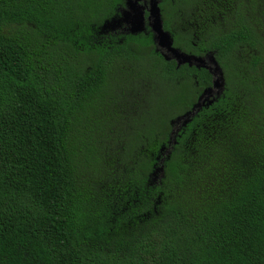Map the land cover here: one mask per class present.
Listing matches in <instances>:
<instances>
[{"label": "trees", "instance_id": "16d2710c", "mask_svg": "<svg viewBox=\"0 0 264 264\" xmlns=\"http://www.w3.org/2000/svg\"><path fill=\"white\" fill-rule=\"evenodd\" d=\"M183 1L216 74L106 28L126 0H0V264H264V0Z\"/></svg>", "mask_w": 264, "mask_h": 264}, {"label": "water", "instance_id": "95a60500", "mask_svg": "<svg viewBox=\"0 0 264 264\" xmlns=\"http://www.w3.org/2000/svg\"><path fill=\"white\" fill-rule=\"evenodd\" d=\"M136 0H127L126 2V11L122 14L121 19L119 20H112V22L108 23L105 27L106 28H113L114 26H119L121 23H128L130 27H128V30L130 33H138L144 31V14L143 11H141L138 7H136ZM137 12V15H136ZM147 12H148V19L150 20L149 27L153 33V39L156 42V45L165 51V58L166 59H174L177 63V65L181 64H188L191 65L192 63H195L197 67L205 68L207 66V62H210L211 66H208L212 70L213 74H216L219 72V68L212 56L207 57L206 59L195 57L192 55L185 54L183 52L178 51V49L174 48L172 46V39L170 35L163 30L162 27V21H161V15H160V8L158 6L157 0H149L148 6H147ZM131 15V21L128 22L127 18ZM134 18H136L134 22ZM213 88L219 89L222 86L221 82V75L219 74L212 83ZM211 94V89H206L202 96H209Z\"/></svg>", "mask_w": 264, "mask_h": 264}, {"label": "flooded vegetation", "instance_id": "af4514ba", "mask_svg": "<svg viewBox=\"0 0 264 264\" xmlns=\"http://www.w3.org/2000/svg\"><path fill=\"white\" fill-rule=\"evenodd\" d=\"M175 1L176 0H170L171 3H174ZM237 1L238 0H184L183 1L184 5L187 6V8L185 9V14H186L185 22H186V24H188L190 26L196 25V23H198L196 17H194L193 11H192V5L193 4H195V5L199 4L200 6L204 7V9H201V17L207 16L209 13L214 12V14L212 15V18H215L216 20H220L221 15L224 13L225 8H226V10H229L228 7H232L233 12H235V3ZM126 2H127V0H126ZM136 2H137L138 6H140V5L145 6V9L143 10V12L147 11L146 6H148L149 0H136ZM157 2H158V0H157ZM178 3H181V2H178ZM131 4H132V0H131ZM207 6H209V7H207ZM147 16H148V14H147ZM146 17L144 16V18H146ZM143 22H144V20H143ZM124 26H125V29L127 30L128 27L125 24H124ZM171 26H173V23H171ZM178 29H181V28L179 27ZM173 31L176 32V29H174ZM207 63L211 64L210 62H207ZM186 65H188V64H186ZM191 65L196 66L195 63H192ZM191 65H188V66H191ZM206 68L208 70L210 69L208 67V65L205 66V69Z\"/></svg>", "mask_w": 264, "mask_h": 264}, {"label": "rangeland", "instance_id": "374dc122", "mask_svg": "<svg viewBox=\"0 0 264 264\" xmlns=\"http://www.w3.org/2000/svg\"><path fill=\"white\" fill-rule=\"evenodd\" d=\"M136 7H138L141 11H143V10L145 9V6H144V5H140V6H138L137 3H136ZM146 8H147V6H146ZM183 8L186 9L187 6L184 5ZM131 15H132V14H130V16L127 18V21H128V22L131 21ZM136 15H137V12H136ZM135 20H136V18H134V22H135ZM149 23H150V20L148 19V16H147L146 18H144L143 25H144V26H145V24L149 25ZM167 23L169 24L168 20H167ZM125 25H126L127 27H130V25H129L128 23H125ZM170 25H171V24H170ZM175 29H176L175 34L177 35V34L179 33V30H180V29H178L177 27H176Z\"/></svg>", "mask_w": 264, "mask_h": 264}]
</instances>
